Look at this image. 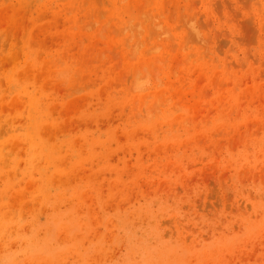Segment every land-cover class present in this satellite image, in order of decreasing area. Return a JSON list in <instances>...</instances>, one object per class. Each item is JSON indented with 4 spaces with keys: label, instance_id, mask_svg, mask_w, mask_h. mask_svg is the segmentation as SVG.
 <instances>
[{
    "label": "rangeland",
    "instance_id": "rangeland-1",
    "mask_svg": "<svg viewBox=\"0 0 264 264\" xmlns=\"http://www.w3.org/2000/svg\"><path fill=\"white\" fill-rule=\"evenodd\" d=\"M0 264H264V0H0Z\"/></svg>",
    "mask_w": 264,
    "mask_h": 264
}]
</instances>
